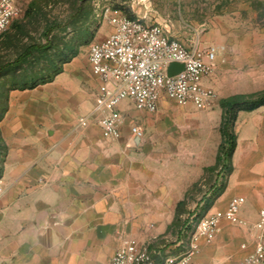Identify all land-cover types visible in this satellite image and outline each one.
Segmentation results:
<instances>
[{
  "label": "crops",
  "instance_id": "1",
  "mask_svg": "<svg viewBox=\"0 0 264 264\" xmlns=\"http://www.w3.org/2000/svg\"><path fill=\"white\" fill-rule=\"evenodd\" d=\"M97 87L89 60L83 68L74 58L52 81L10 92L0 122L8 144L0 178V264H105L126 235L144 241L166 233L178 201L203 173V153L174 163L171 153L161 158L143 153L145 136L135 139L127 127L110 140L94 119L77 125L78 116L92 109ZM214 113L221 123L222 108ZM235 130L234 169L213 209L225 208L238 195L264 197L251 165L244 164L239 181L235 165L242 142L255 137L260 147L243 155L264 167V105L240 110ZM257 215V208L243 205V218L252 223ZM227 224L221 223L211 246L201 245L194 263L239 264L252 248L241 244L251 242L253 227L234 231ZM234 232L244 239L240 244L233 245Z\"/></svg>",
  "mask_w": 264,
  "mask_h": 264
},
{
  "label": "rangeland",
  "instance_id": "2",
  "mask_svg": "<svg viewBox=\"0 0 264 264\" xmlns=\"http://www.w3.org/2000/svg\"><path fill=\"white\" fill-rule=\"evenodd\" d=\"M107 7H118L126 14L140 16L150 23L160 22L187 44L198 42L202 47H216L215 68L204 82L215 92L207 108L198 109L164 98L156 112L132 107L126 117L127 124L135 121L144 128V142L139 145L143 153L157 158L171 153L173 162L180 163L181 157L199 152L204 156V168L214 164L222 140L219 115L214 113L217 108L221 110L220 99L233 94H255L264 89V0H21L11 24L0 31V64L16 58L30 43L48 39L51 43L0 76V112L5 94L13 84H20L31 75L51 71L71 49L76 48L79 52L70 61L75 58V64L88 68L90 44L103 40L112 32L105 16ZM53 23L59 25L47 37V28ZM122 106L126 105L123 103ZM209 111L211 114L207 115ZM251 138L253 140L242 142L235 159L236 180L247 162L251 165L252 176L263 182L264 191V167L257 160L248 162L243 155L260 147V142ZM2 157L0 146V160ZM226 178L225 167L203 169L200 177L187 188L182 198L184 203L179 207L176 205L170 229L164 234L147 236L144 241L152 242L161 252L176 254L186 249L188 235L196 227L198 218L207 212L224 210L213 209L216 201L211 206L208 201L214 198L215 191ZM248 204L253 210H259L264 197L248 195L244 205ZM223 221L234 231L242 228L226 219H221V223ZM232 235L238 239H232L233 245L244 240H239L235 232ZM216 237L203 245L211 246ZM221 255L225 260L233 258L227 252Z\"/></svg>",
  "mask_w": 264,
  "mask_h": 264
},
{
  "label": "built area",
  "instance_id": "3",
  "mask_svg": "<svg viewBox=\"0 0 264 264\" xmlns=\"http://www.w3.org/2000/svg\"><path fill=\"white\" fill-rule=\"evenodd\" d=\"M21 0H0V31L5 30L19 10ZM105 16L112 32L103 40L90 44L88 60L98 81L92 109L78 116L79 126L91 119L97 121L104 138L117 140L124 127L136 139L145 136L144 128L135 121L126 123L131 108L156 112L164 98L181 105L207 108L215 92L204 78L216 65V47H202L198 42L185 43L160 22H147L130 16L118 7H107ZM173 63L182 68L169 73ZM126 106L123 107L122 104ZM245 197L231 198L222 212H207L188 235L186 249L180 253L161 252L152 242L126 235L105 264H201L193 258L205 242L212 241L221 229V219L238 225H252L251 242L241 247L252 248L239 264H264V204L257 218L250 223L241 216Z\"/></svg>",
  "mask_w": 264,
  "mask_h": 264
},
{
  "label": "trees",
  "instance_id": "4",
  "mask_svg": "<svg viewBox=\"0 0 264 264\" xmlns=\"http://www.w3.org/2000/svg\"><path fill=\"white\" fill-rule=\"evenodd\" d=\"M58 25H59L58 23H53L49 25L46 31V36L48 37L49 33ZM50 43L51 41L50 39H48L46 42H33L28 44L23 49V51L19 53V55L16 58H14L13 60L5 61L0 64V76L6 73L5 71L8 68H12L14 65L20 64L21 62L26 60L35 51L48 48ZM78 52L79 51L76 48L71 49L69 53L63 54L64 58L61 61V63L55 64L54 68L51 71H48L46 73H41L39 75H31L30 77L27 78V80L24 79L20 84H13V86L10 87L5 94L4 102L2 105L3 109L0 112V122L8 110L9 96L11 90L17 88L31 89L40 84L52 81L58 73L64 70V64L70 61L73 57H75L78 54ZM219 102L222 108V118L219 127V130L222 135V140L218 146L215 163L206 166L204 170L206 171V170L216 169L219 166L225 167L227 171V178L215 191L214 198L208 201V206L213 205L216 199L225 191L228 185L229 176L234 169L233 154L237 147V138H238L237 132L235 130V123L238 116V112L240 110H253L261 105H264V89L255 94H233L221 98ZM0 146L3 149V157L0 160V178H1L4 173L5 161L8 154V144L3 137L1 127H0ZM183 203H184V199L178 201L177 207H179ZM203 215L204 214H202L201 216ZM173 222L174 221H172L169 224L168 230L172 226Z\"/></svg>",
  "mask_w": 264,
  "mask_h": 264
},
{
  "label": "water",
  "instance_id": "5",
  "mask_svg": "<svg viewBox=\"0 0 264 264\" xmlns=\"http://www.w3.org/2000/svg\"><path fill=\"white\" fill-rule=\"evenodd\" d=\"M182 68V64H179V63H173L171 66H170V69H169V73H174L175 71H178Z\"/></svg>",
  "mask_w": 264,
  "mask_h": 264
}]
</instances>
